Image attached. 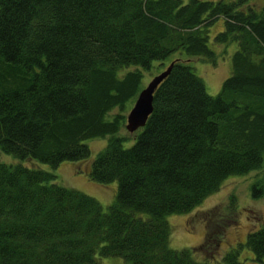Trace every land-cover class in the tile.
Returning a JSON list of instances; mask_svg holds the SVG:
<instances>
[{
	"label": "trees",
	"instance_id": "obj_1",
	"mask_svg": "<svg viewBox=\"0 0 264 264\" xmlns=\"http://www.w3.org/2000/svg\"><path fill=\"white\" fill-rule=\"evenodd\" d=\"M218 17L214 40L236 48L230 74L210 94L191 60H216L208 30ZM175 52L145 124L119 135L123 110L144 85L139 67L118 70L149 69ZM105 135L89 176L117 181L107 209L51 170L0 160V264H102L99 256L110 255L218 264L171 247L166 215L189 211L230 174L264 167V4L0 0V150L54 168L89 157L84 140ZM251 187L262 195L264 177ZM245 242L262 261L264 223ZM223 260L240 264L239 249Z\"/></svg>",
	"mask_w": 264,
	"mask_h": 264
},
{
	"label": "rangeland",
	"instance_id": "obj_2",
	"mask_svg": "<svg viewBox=\"0 0 264 264\" xmlns=\"http://www.w3.org/2000/svg\"><path fill=\"white\" fill-rule=\"evenodd\" d=\"M255 6L264 4V0H245ZM223 28V18L218 17L208 30L209 45L216 51V60L210 62L200 57H193L191 64L194 71L203 77L206 89L210 94H216L223 79L229 74L231 55L236 48L234 42L219 43L214 40V34ZM225 44V45H224ZM178 52L172 53L162 60H154L149 69L130 64L118 70L123 74L127 69L139 67L143 72L142 84L145 85L153 75L164 69L168 62ZM133 101L123 110L128 113ZM119 111L114 107L107 117ZM126 122V119L125 121ZM118 134L131 135L125 124ZM108 135L86 138L91 150L89 157L80 160H64L57 167L29 159H19L12 153L0 150V160L7 163L21 161L24 164L32 163L51 170L56 175V181L64 185L77 188L93 195L107 209L117 193V181L101 183L89 176V167L92 159L107 143ZM134 137L123 140L124 146L133 143ZM264 177V167L252 169L246 173L228 175L218 189L208 194L192 209L182 213H169L166 215L170 226L169 245L176 249L184 247L193 248L194 255L199 259H206L210 263L224 264L223 255L226 251L238 248L240 264H264L256 260L252 250L246 244L249 231L264 223V192L260 196L252 194V184L256 179ZM143 214V213H140ZM208 249V250H207ZM102 264H128L123 257L117 255L99 256Z\"/></svg>",
	"mask_w": 264,
	"mask_h": 264
},
{
	"label": "water",
	"instance_id": "obj_3",
	"mask_svg": "<svg viewBox=\"0 0 264 264\" xmlns=\"http://www.w3.org/2000/svg\"><path fill=\"white\" fill-rule=\"evenodd\" d=\"M175 60H171L164 69L152 78L139 90L131 108L126 115L125 127L131 132L143 126L153 108V94L160 82L168 75Z\"/></svg>",
	"mask_w": 264,
	"mask_h": 264
},
{
	"label": "crops",
	"instance_id": "obj_4",
	"mask_svg": "<svg viewBox=\"0 0 264 264\" xmlns=\"http://www.w3.org/2000/svg\"><path fill=\"white\" fill-rule=\"evenodd\" d=\"M225 45V44H224ZM230 68H231V66H230Z\"/></svg>",
	"mask_w": 264,
	"mask_h": 264
}]
</instances>
